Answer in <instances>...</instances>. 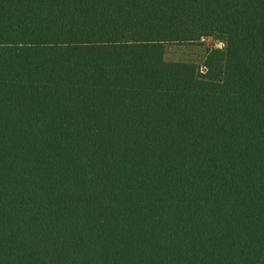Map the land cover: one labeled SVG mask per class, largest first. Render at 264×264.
<instances>
[{"label": "trees", "instance_id": "1", "mask_svg": "<svg viewBox=\"0 0 264 264\" xmlns=\"http://www.w3.org/2000/svg\"><path fill=\"white\" fill-rule=\"evenodd\" d=\"M0 264H264V0H0Z\"/></svg>", "mask_w": 264, "mask_h": 264}, {"label": "rangeland", "instance_id": "2", "mask_svg": "<svg viewBox=\"0 0 264 264\" xmlns=\"http://www.w3.org/2000/svg\"><path fill=\"white\" fill-rule=\"evenodd\" d=\"M222 44L224 39L219 36L203 38L194 44H168L164 50L163 60L195 64L203 71L207 52L221 48Z\"/></svg>", "mask_w": 264, "mask_h": 264}]
</instances>
